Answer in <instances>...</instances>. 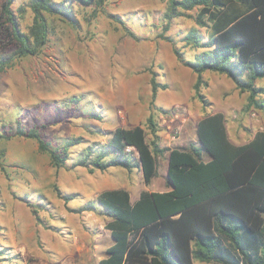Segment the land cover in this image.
<instances>
[{
	"label": "rangeland",
	"instance_id": "obj_1",
	"mask_svg": "<svg viewBox=\"0 0 264 264\" xmlns=\"http://www.w3.org/2000/svg\"><path fill=\"white\" fill-rule=\"evenodd\" d=\"M28 2L13 4L15 11L27 7L21 19L26 32L34 16ZM71 3L77 26L47 14L48 41L41 52L21 58L0 76V248L9 253L5 264H99L108 255L114 239L97 197L107 189H132L134 183L140 188L141 173L117 167L91 172L78 162L88 147L106 143L117 126L145 123L152 71L168 85L157 99L167 110L157 113L161 131L168 130L171 119L182 124L172 146L197 140L194 122L208 111L224 112L230 135L240 143L264 131V113L248 108V93L225 74L205 72L208 85L202 91L210 104L204 111L194 97L196 74L178 60L172 41L161 36L174 38L191 58L194 51L184 47L183 37L192 28L205 36L211 32L198 23V8L174 17L165 32L169 0H107L103 8ZM6 32L0 29V49L10 50L15 43ZM256 83L264 86V78ZM18 120L25 128H37L55 148L80 138L70 147L67 166L56 168L35 139L16 135ZM166 159V154L158 157L160 169L148 187L163 182ZM195 264L223 263L196 259Z\"/></svg>",
	"mask_w": 264,
	"mask_h": 264
},
{
	"label": "trees",
	"instance_id": "obj_2",
	"mask_svg": "<svg viewBox=\"0 0 264 264\" xmlns=\"http://www.w3.org/2000/svg\"><path fill=\"white\" fill-rule=\"evenodd\" d=\"M75 1L101 8L107 2L29 0L34 16L26 32L21 19L27 7L15 11V0H3L0 29L7 30L15 48L0 49V76L21 58L41 52L48 41L47 14L66 17L77 26L71 3ZM194 8L199 9L198 23L211 32L205 36L192 28L183 37L184 47L194 51L191 58L185 49L175 46L174 38L161 35L172 41L178 60L196 74L194 97L206 111L210 101L202 91L208 85L204 74L212 71L231 78L240 91L248 93L247 107L264 113V86L256 83L264 78V0H169L164 31L174 17ZM157 75L152 71L151 110L145 123L116 127L106 143L88 147L78 162L91 172L138 167L148 185L157 175L158 157L167 154L168 158V190H143L135 202L125 188L107 189L98 195L97 205L109 218L105 227L114 239L99 264H195L196 259L264 264V131H257L246 143L235 144L229 138L225 114L208 111L198 122L197 142L191 141L187 147L162 145L157 113L167 110L157 99L168 85ZM16 135L35 139L56 168L67 166L70 147L81 142L73 138L55 148L37 128H25L21 120ZM128 146L136 151H128ZM110 154L112 158H108ZM7 254L0 248V264H5Z\"/></svg>",
	"mask_w": 264,
	"mask_h": 264
},
{
	"label": "crops",
	"instance_id": "obj_3",
	"mask_svg": "<svg viewBox=\"0 0 264 264\" xmlns=\"http://www.w3.org/2000/svg\"><path fill=\"white\" fill-rule=\"evenodd\" d=\"M209 109H207V111H208ZM220 110H215V111H212V112H219ZM220 112H222V111H220ZM224 113V112H223ZM225 114V113H224ZM225 116H226V114H225ZM203 118V116H199V118L194 122V129H195V131H196V135H197V125H198V122L201 120ZM226 119H227V116H226ZM176 119H171V120H169L168 121V130H166V131H161L160 130V132H159V134H160V137H161V142H162V145H163V143H166V146H169V147H175V146H172V143L175 141L176 142V140L175 139H177V138H174V136H172V134L176 131V129H179L180 127H182V124H178L177 125V123H176ZM181 122H184V121H181ZM139 124H144L143 122H141V123H136V124H134V125H132V126H130V127H128V128H131V127H134V126H136V125H139ZM176 125H177V127H176ZM118 127V126H117ZM226 127H227V120H226ZM227 131H228V135L229 136H231L230 135V133H229V130H228V127H227ZM239 135V134H238ZM240 136V135H239ZM232 137V136H231ZM230 138V137H229ZM233 139H231L230 138V140L233 142V143H235V144H243V143H240V141H239V138L236 136V137H232ZM235 139V140H234ZM193 141L194 142H197L198 141V135H197V140H196V138L194 137L193 138ZM186 145V144H185ZM166 156H167V154H166ZM205 158L206 159H208L209 157H208V155H205ZM114 167H117V168H121V169H125V170H127L126 168H123V167H121V166H114ZM111 168V167H110ZM109 168V169H110ZM158 169H160V167L158 168ZM134 170H138L140 173H141V178H142V184H141V187L140 188H138V187H136V184L134 183L133 185H132V189H129V188H127V190H129L130 191V194H131V200H132V202H135L136 200H138L139 198H140V195H141V192L143 191V190H150V191H165V190H168L170 187H169V185H168V183H166V181L164 180V178L166 177L167 178V170H168V158L164 161V165H163V168H162V170H164V178H163V182H161L158 186H155V187H157L156 189H154V188H152L151 186L150 187H148L147 186V184L144 182V177H143V173H142V170L140 169V168H138V167H136V168H134L133 169V171ZM153 180V179H152ZM146 184V185H143V184ZM151 183V182H150Z\"/></svg>",
	"mask_w": 264,
	"mask_h": 264
},
{
	"label": "built area",
	"instance_id": "obj_4",
	"mask_svg": "<svg viewBox=\"0 0 264 264\" xmlns=\"http://www.w3.org/2000/svg\"><path fill=\"white\" fill-rule=\"evenodd\" d=\"M178 133V129H176V131L174 132V134L172 135V136H174V138H177V136L175 135V134H177ZM127 150L128 151H136V148L135 147H133V146H128L127 147Z\"/></svg>",
	"mask_w": 264,
	"mask_h": 264
}]
</instances>
